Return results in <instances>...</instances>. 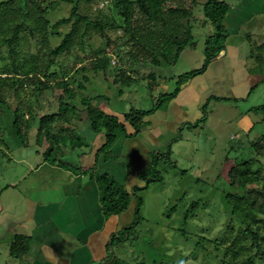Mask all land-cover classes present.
Wrapping results in <instances>:
<instances>
[{"label":"rangeland","instance_id":"obj_1","mask_svg":"<svg viewBox=\"0 0 264 264\" xmlns=\"http://www.w3.org/2000/svg\"><path fill=\"white\" fill-rule=\"evenodd\" d=\"M204 1L181 0L182 7L190 11L189 18H185L184 21L189 20L194 43L185 48L177 62L170 66L163 63L164 65L160 68L155 67L148 60L143 59L142 51L128 40L124 27L118 29L107 27L103 32L89 27L82 43L78 40L74 41L68 52L52 59L51 66V70L55 71L70 70L71 66H74L68 81L76 94L82 93L84 96L77 95L71 101L66 98L64 90H58L52 86V97L70 102L81 110L83 107L80 101L83 97H97L95 105L106 114L117 118H122L123 114L131 108L151 109L160 98L159 96L165 93L163 87L165 77L168 78L172 74L181 75L200 68L202 65L207 37L215 33L214 27L205 20L203 15L202 3ZM225 1L235 5L239 0ZM115 2L116 0H51L47 17L51 23L66 18L70 14L72 5L77 3L78 12L86 15L91 21L110 24L116 20L123 25L122 18L115 9ZM170 6L174 7L176 3L169 4L165 8ZM145 23H147L146 18L135 9L132 25L142 26ZM69 29L70 24L58 27L55 32L59 34L50 37L47 48L58 45ZM252 52H255L254 47ZM105 54H108L111 61L114 58L115 65L110 62L111 66L107 67L105 72L102 69H94L98 56ZM77 57L85 59L82 65L76 61ZM46 60L47 58L43 55L41 63H45ZM256 65L264 72V60ZM82 66L86 69L81 70ZM121 71L132 77L128 84H123L118 80V72ZM150 73L154 74V78H148ZM78 83L83 84L84 90L78 88ZM167 84V90L171 91L174 84H170L169 79ZM259 93H262L261 96H257ZM260 105H264V84L258 91H255V94L249 96L248 100L226 104L220 109H213L209 105L206 107L205 113L208 117L204 125L199 123L195 129L189 126L182 129V139L171 145L169 159L162 158L163 160H160L156 166L161 179L150 183L147 188L137 193L142 199L139 212L140 221L129 240L120 249L114 248L113 251L117 258L130 264L220 263L225 244L218 246V242L228 234V230L225 229L228 218L221 196L224 191L230 190L227 173L233 165L231 161L225 163V160L228 158L234 161L236 158L240 161L255 157L257 163H254V168L264 164V154L255 156V148L253 149L250 144L264 133V112L257 113L249 110L252 106ZM163 106H165L164 103ZM34 110L37 111V107ZM247 110H249L247 112L249 118L254 123L252 131H247V129L243 131L237 124L240 114ZM3 119H0L1 218L5 216L6 219H15V222L20 225L19 220L25 206L19 196L15 200L14 197L17 198L15 187L27 175L29 169H33L43 161L42 149H37L35 146V128L32 127L28 132L24 140L27 146H23V142L12 132L10 120L3 124ZM81 119L80 121L73 120V125L69 126L73 135L81 140V148L70 150L60 159L63 163L75 168H88L89 163L94 160L96 150L104 143V134H94L83 113ZM67 148L69 147H62V151ZM92 149L93 154L90 153ZM109 151L110 155L105 159L113 157L115 161H121V159L124 161L121 156L117 158L115 154L111 155L112 147ZM100 157L99 155L95 161L96 169H99L102 159ZM148 168L149 166L138 176H143V179L145 176L153 178V172ZM103 172L113 176L117 183L123 184L116 174L106 170ZM128 173L129 167L124 161L122 174L125 176ZM86 175L90 176V173ZM137 181L138 187L145 185V179L138 178ZM192 203L196 205L190 209L192 215L185 223V213ZM135 204L132 198L128 209L124 212L126 213V225L130 226L135 220ZM16 231L23 233L26 230L20 225ZM200 237L205 238L202 240L201 247L197 246ZM11 246L12 243L0 242V264H24L21 255L19 259L12 257ZM254 264H264V261L257 257Z\"/></svg>","mask_w":264,"mask_h":264},{"label":"trees","instance_id":"obj_2","mask_svg":"<svg viewBox=\"0 0 264 264\" xmlns=\"http://www.w3.org/2000/svg\"><path fill=\"white\" fill-rule=\"evenodd\" d=\"M51 0H1L0 1V119L3 124L9 122L12 132L22 141L23 146L28 132L35 128V146L42 149L43 162L57 166L73 174L90 173V178L96 183L99 192V203L105 219L124 213L133 198L136 202L135 220L119 231L110 235L106 244V259L101 264H130L119 259L114 254V248L120 249L140 221L139 212L142 199L137 193L144 190L150 183L160 180L156 166L160 160L169 159L170 149L165 153L152 154V162L148 168L153 178L144 177L143 187L134 186L129 190L125 184H119L113 176L95 174V165L80 171L60 159L70 150L80 149L82 142L73 135L70 127L73 120H88L94 134L104 135V143L94 154L95 161L99 155L105 158L110 155L109 149L121 137H136L145 126V118L158 110L163 103L172 100L179 92L180 86L188 79L201 74L209 62L217 57L224 48V41L228 31L224 26V19L233 7L225 0H205L202 3V12L205 20L214 27L215 33L207 37L204 47V60L198 69L191 70L178 76L176 88L172 93H163L149 110L131 108L122 118L106 114L95 105L97 97H83L80 101L83 109L52 97V86L64 90L68 100L73 101L77 95L69 83L70 70H51L52 59L59 54L66 53L74 41L82 43V39L89 27L99 29H118L124 27L128 40L142 51L143 59L148 60L155 67L174 65L185 48L193 45L194 36L189 23L190 11L182 7L181 0H116L115 9L122 18L123 25L113 20L110 24L101 21H91L86 15L78 12V5L74 3L70 14L51 23L49 14ZM176 3V6L165 8ZM179 3V4H177ZM135 9L146 18L147 23L142 26L132 25ZM70 24V29L62 36L58 45L48 49L50 37L58 35L56 29ZM47 58L41 63L42 56ZM79 65L85 61L77 57ZM108 54L98 56L94 69L104 72L110 65ZM164 63V64H163ZM86 67L82 66L81 70ZM118 80L128 84L132 77L124 71L118 72ZM149 79L154 74L148 75ZM84 79L87 80L86 77ZM78 88L84 86L78 83ZM37 107V111L34 110ZM205 109V108H204ZM264 112V105L251 108V111ZM205 111V110H204ZM205 113V112H204ZM206 115L199 121L204 122ZM58 123V124H57ZM196 125H199L198 122ZM128 127L133 129L128 132ZM252 131V128H251ZM251 147L256 155L264 154V133ZM249 144V145H250ZM62 147H69L62 151ZM39 151V150H38ZM37 151V152H38ZM163 158V159H162ZM233 165L227 173V183L230 190L223 192L221 200L226 217L225 229L228 234L218 242L224 245L223 256L219 264H254L259 257L264 261V164L254 168L257 163L255 157L235 160L226 159L225 163ZM256 161V162H255ZM158 176V178H157ZM143 179V176H138ZM196 203H192L186 211L184 222L187 223L192 215L190 210ZM204 237H200L197 246L202 245ZM27 238L15 237L11 249L17 251L18 246L25 249ZM217 246V249L219 248ZM261 255V256H260ZM144 264V263H142ZM182 264V263H175Z\"/></svg>","mask_w":264,"mask_h":264},{"label":"crops","instance_id":"obj_3","mask_svg":"<svg viewBox=\"0 0 264 264\" xmlns=\"http://www.w3.org/2000/svg\"><path fill=\"white\" fill-rule=\"evenodd\" d=\"M223 23L228 35L222 52L201 74L186 80L178 94L164 103L165 106L148 115L146 128L136 137H121L112 146L111 155L121 156L127 162L128 175L122 174V159L115 161L112 157L107 160L103 155H100L102 159L95 174L100 175L106 170L116 174L128 190L137 186L138 174L150 166L152 154L171 149L174 142L181 141L182 129L187 126L195 129L204 114L205 121L200 123L207 122L206 107L220 109L226 104L248 100L262 87L264 72L256 63L264 60V0H239ZM253 47L255 52H252ZM178 76L165 77V93L175 90ZM168 79L174 84L171 91L167 90ZM249 110L242 112L237 122L243 131L254 129L247 113ZM127 130L133 132L131 127ZM90 153H94L93 149ZM94 163L95 156L88 168ZM15 188V200L19 196L24 201V212L19 221L26 231L17 233L16 228L20 225L15 219L1 218L0 205V242L11 244L17 236L26 237V248L18 246L17 251L11 252L15 259L21 255L24 264H101L107 256L106 244L110 235L127 226L126 213L104 218L98 187L86 174H73L42 161L29 169Z\"/></svg>","mask_w":264,"mask_h":264},{"label":"built area","instance_id":"obj_4","mask_svg":"<svg viewBox=\"0 0 264 264\" xmlns=\"http://www.w3.org/2000/svg\"><path fill=\"white\" fill-rule=\"evenodd\" d=\"M115 63H116V62H115V60H114V58H113L112 61H111V64H112V65H115Z\"/></svg>","mask_w":264,"mask_h":264}]
</instances>
